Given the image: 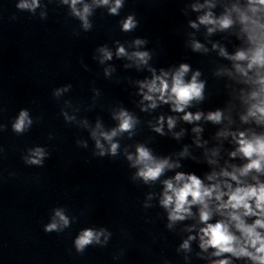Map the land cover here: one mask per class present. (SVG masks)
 Here are the masks:
<instances>
[{
    "label": "clouds",
    "instance_id": "obj_1",
    "mask_svg": "<svg viewBox=\"0 0 264 264\" xmlns=\"http://www.w3.org/2000/svg\"><path fill=\"white\" fill-rule=\"evenodd\" d=\"M96 5H109L110 0H93ZM64 4H70L72 13L79 17L83 22V27L87 30L90 28L88 16L91 14V6L83 4L82 9H77V4L82 0H63ZM39 6V0H21L17 5L19 9L34 10ZM122 6V0H115L114 4L109 8L111 14H118L119 8ZM205 5H193L194 10H199ZM207 7H214L213 4H207ZM231 12L237 13L239 23L241 24V32L247 36L250 47L247 50H238L235 55L229 56L228 53L221 48L220 55L225 56L233 61H247L244 67L240 63L234 65L236 72L247 77L245 82H251L258 86L257 90L249 94L248 100L254 101L250 103L247 114L241 116V120L248 122L249 118L254 119L258 125L264 124V0H247L244 9L238 5H233L230 12L226 13L219 19L213 17L209 11L205 15L199 17V23L204 25H213L209 27L208 32L212 33L216 27L227 29L233 25L234 21ZM136 26L132 16H129L123 22V30L130 31ZM191 27L196 28L198 25L191 22ZM144 41L137 39L136 45H140ZM203 46L193 41L192 48L194 51L201 50ZM213 47H216L214 45ZM99 51L103 55V60H110L112 53L106 48H100ZM127 55L125 49L121 46L117 50V56ZM129 59H134L137 65L147 64L150 59L148 52H134ZM255 69V79L248 76L250 70ZM190 67L187 64H181L179 68L171 74L169 82V72L161 70L160 75L153 72L151 80L140 82L141 94L143 100L148 104L142 110L147 111L149 108L157 107L158 102L170 103L174 112H183L182 119L188 123L199 121L202 116L213 123H220L223 113L219 110L209 112L204 116L201 112L191 113L185 112V109L193 102L203 99L204 83L197 78L200 73L195 72L189 81H185V75L189 72ZM107 74V70H106ZM231 75V73H228ZM147 90L146 92L144 90ZM61 90L56 91V95ZM246 103L248 101H245ZM115 119L119 120V126L111 131L101 130V125L97 123L96 129L91 133L96 140V147L100 149V155L105 154L104 145L98 137H103L110 144V152L116 155L119 145L112 143L113 138L118 134L128 132L130 135L134 129L137 120L127 111L121 109L115 115ZM32 121L28 117L27 111H21L19 117L13 124V129L17 133H22ZM165 118H159L158 126L154 130L164 135ZM176 125L175 117L167 118L168 129L171 130ZM202 131L201 128H193V132L197 135ZM182 133H174L176 138ZM232 135L238 147L231 152L232 157L238 154L245 158L248 162L242 167L231 166L232 170L221 169L219 173L213 171L207 176V180L213 183L205 184L200 177L195 174L176 173L172 179L163 181L164 192L160 201L161 205L168 210V219L170 221L168 227L177 221H183L193 215L192 207H199V220L204 227L199 230L200 248L207 251L209 248L214 249L212 256L221 257L223 254H230L236 258H247L252 264H264V182H261L258 176H252L254 183H247L244 177L255 171L258 174H264V134L257 135L253 133L248 137L245 132L229 133L221 131L218 136L226 137ZM199 145L200 141L197 139ZM187 149L180 153L181 156L186 155ZM46 155L43 149L36 148L31 157L26 160L27 163L33 165H42L43 158ZM212 157L218 155L216 150L211 153ZM128 160L132 162L133 167H138L137 176L141 177L145 183L157 180L166 169L179 167L178 163L170 162L168 158L157 159L152 152L143 145H138L136 154L128 155ZM209 164H216L215 159H209ZM218 177L227 179L218 180ZM229 181L235 182V187ZM214 214H218L222 219L215 223H210ZM255 217L249 223L248 218ZM69 225V219L64 215L62 210L55 212L52 222L45 225L44 231L51 233L53 231H61ZM104 235V230L94 231L86 229L82 231L75 240L77 252L83 253L86 246L93 242L99 243L100 236ZM107 239V237H105ZM195 239L189 236L180 247L184 250L190 249V241ZM213 264H231L228 258L219 259Z\"/></svg>",
    "mask_w": 264,
    "mask_h": 264
}]
</instances>
